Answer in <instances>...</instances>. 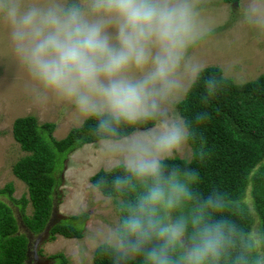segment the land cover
<instances>
[{
    "label": "clouds",
    "instance_id": "obj_1",
    "mask_svg": "<svg viewBox=\"0 0 264 264\" xmlns=\"http://www.w3.org/2000/svg\"><path fill=\"white\" fill-rule=\"evenodd\" d=\"M205 3L0 0L3 55L33 104L66 107L74 127L87 125L94 157L112 173L91 186L114 209L89 237L107 264H264V230L238 224L239 199L202 188L190 163L206 155L207 106L239 80L191 54L213 30ZM233 9L264 41V0ZM197 91L202 110L185 115Z\"/></svg>",
    "mask_w": 264,
    "mask_h": 264
},
{
    "label": "trees",
    "instance_id": "obj_2",
    "mask_svg": "<svg viewBox=\"0 0 264 264\" xmlns=\"http://www.w3.org/2000/svg\"><path fill=\"white\" fill-rule=\"evenodd\" d=\"M207 68L212 72L221 70L218 66ZM200 110L197 91L184 103L182 111L191 115ZM207 111L210 119L199 130L206 155L203 160L190 163L201 173L202 188L220 186L239 199L243 214L233 216L238 224L255 225L264 230V72L253 80L226 87L207 106ZM54 128L55 123H40L32 114L13 120L12 136L26 154L12 165V172L26 184L27 196L23 194L15 199L12 182L0 188V264H28L25 259L29 239L24 233L17 232V217L12 206L18 208L24 226L32 234L44 230L50 219L55 188L61 183L58 173L68 155L90 144L88 141L92 139L87 133V125L85 128L73 126L59 139L53 136ZM111 174L99 169L90 176V181L94 184L101 176L110 178ZM108 191L105 189V193ZM247 195L251 207L244 200ZM28 203L33 206L31 215L25 214ZM87 215L81 212L61 218L49 228L50 238L56 234L80 238ZM50 258H57L51 264L66 261L61 253ZM92 263L107 264L106 257L94 250Z\"/></svg>",
    "mask_w": 264,
    "mask_h": 264
},
{
    "label": "rangeland",
    "instance_id": "obj_3",
    "mask_svg": "<svg viewBox=\"0 0 264 264\" xmlns=\"http://www.w3.org/2000/svg\"><path fill=\"white\" fill-rule=\"evenodd\" d=\"M235 2L206 0L205 8L213 30L199 46L191 50V54L201 59L207 67H230L232 75L239 78L235 83H244L264 72V41H258L242 26L233 9ZM5 43V33L0 31V188L12 182V196L18 199L23 194L27 196V187L13 174L12 165L26 152L12 136L13 120L32 114L40 123L53 122V136L57 139L63 138L73 125L67 118L66 107L49 105L40 108L33 104L26 91L24 74L3 55ZM99 169L107 170L94 157L92 143L68 155L64 167L58 173L61 183L56 186L52 197L50 219L40 233L32 234L24 226L18 208L12 206L17 217V232L24 233L29 239L26 263H55L57 258L50 256L61 253L66 259L64 264H93L94 250L89 237L97 225L110 223L114 219V209L97 204L91 195L93 184L90 176ZM244 200L251 207L249 195ZM32 212L33 206L28 203L25 214L31 215ZM81 212L88 215L80 238H67L63 234L50 238L49 228L53 223ZM77 249L80 250L79 255L76 254Z\"/></svg>",
    "mask_w": 264,
    "mask_h": 264
}]
</instances>
